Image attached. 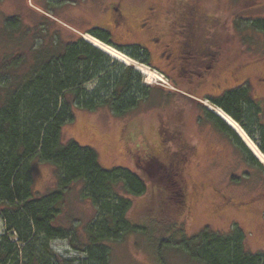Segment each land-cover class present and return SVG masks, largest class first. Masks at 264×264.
<instances>
[{
	"label": "trees",
	"instance_id": "1",
	"mask_svg": "<svg viewBox=\"0 0 264 264\" xmlns=\"http://www.w3.org/2000/svg\"><path fill=\"white\" fill-rule=\"evenodd\" d=\"M246 24L264 35L263 17L248 19ZM22 25L18 16L5 19V30L14 49L0 59V215L6 225L0 236V263L20 264L23 258L25 264H111V243L126 234L142 232L151 239L159 264H166L163 254L167 248L183 251L201 264H264V251L248 250L245 233L238 226L232 233L205 228L189 235L176 221L168 229L165 224L162 234L156 235L160 228L156 221L134 222L129 217L133 199L148 191L150 178L125 167H104L94 148L62 139L64 125L74 119L78 108L105 107L115 115H124L145 105L152 106L158 100L168 102L182 95L180 90L190 92L188 85L210 69L211 51L202 47L211 40L207 37L210 29L198 24L188 30L181 20L176 24L179 40L196 43L190 49L189 62L185 60L187 51L179 47L178 75L175 79L169 76L176 90L147 84L143 73L133 65L112 57L81 35L65 42L56 36L45 42L47 38L43 36L36 43L32 39L25 45L32 28L22 31ZM43 26L42 23V27L35 28V34L45 33ZM101 39L150 64L140 56L144 53L140 45L135 44L130 50ZM212 101L239 122L264 153V122H260L263 108L250 84L229 88ZM202 107L220 130L236 137L251 163L264 171L263 162L235 130L215 112ZM170 120L160 117L159 153L164 159L146 143L133 150L137 165L148 166L149 173L160 184L153 192L161 197V213L186 205V163L192 153L179 126ZM35 156L52 163L58 173L57 187L44 195H36L33 190L31 159ZM76 183L83 184L82 194L92 200L98 213L84 225L81 234L76 226L58 222L66 194ZM9 233H16L24 246L17 247ZM62 239L69 240L86 257L59 259L50 246L53 240Z\"/></svg>",
	"mask_w": 264,
	"mask_h": 264
},
{
	"label": "rangeland",
	"instance_id": "2",
	"mask_svg": "<svg viewBox=\"0 0 264 264\" xmlns=\"http://www.w3.org/2000/svg\"><path fill=\"white\" fill-rule=\"evenodd\" d=\"M114 1L117 0H67L68 6L62 7L59 0H0V59L5 52L14 49V42L11 37L9 38V32L5 30L7 17H20L23 23L22 31L32 28L24 40L25 45L33 41L36 43L43 36L47 38L45 42L54 36L65 42L80 35L85 39L87 32L82 30V26L86 25L88 20L97 21L100 18L99 11ZM122 1L124 11L130 14L134 21L154 2L162 4L165 10L172 9L177 2H191L192 11L198 9L214 17L217 20L216 24L219 25L217 29L221 30L223 35L231 37L230 41L233 39L226 52L230 57L237 53L235 56L238 58L236 62L240 63L239 79L234 81L227 75L217 90H212L209 86L197 92L201 94L213 91L219 94L228 88L248 83L252 88V94L263 108L260 122H264V35L251 26H246L248 19L264 18V0ZM42 23L45 24L43 26L45 33L35 34L37 32L35 28L42 27ZM71 26L75 29H71ZM20 35L21 33H18V37ZM124 39L131 42L139 37L138 34L132 33L126 35ZM152 50L153 55L150 58L154 66L130 55L135 62L129 64L136 69L138 68L136 63L146 65L161 75L162 79L157 77L150 79L139 70L147 84L158 88L176 89L169 78L171 76L175 79L176 74L160 60L154 47ZM180 91L182 95L173 97L174 99L168 102L158 100L152 106L145 105L124 115H115L105 107L96 110L78 108L75 110L74 119L64 125L62 139L64 142L76 140L94 148L104 167H125L142 172L144 176L150 178L148 191L134 197L129 217L134 222L144 224L150 223V220L156 221L160 225L156 235L162 234L165 224H168V229L174 226L176 221L180 223V227L184 226L189 235H195L205 228L223 234L232 233L233 228L238 226L245 233V246L248 250L264 251L263 169L251 163L235 136L224 133L208 118L202 105L215 112L211 108L217 107L213 102ZM161 116L170 118V121L179 126L183 140L192 148L191 159L186 163L185 181L188 182L184 198L186 205L180 207L182 209L169 208L168 213H161V205L158 203L161 197L160 195L157 197L153 192L154 188L160 185L156 176L149 173L148 166L137 165L136 153L133 151L138 144L146 143L148 148H154L156 155L164 159L162 153H159ZM170 126L173 127V124ZM236 134L244 142L237 132ZM256 135L260 137L258 130ZM31 163L33 190L36 195H44L57 187L58 173L52 163L38 156L33 157ZM82 189L81 183L72 186L66 194L62 213L58 217V222L76 226L80 234L84 231V225L98 215L96 206L89 197L82 194ZM5 228V220L0 215V236L5 232ZM9 235L17 247L24 246L16 233ZM150 240L144 233L137 232L113 241L111 264H159L158 253ZM50 247L59 259L86 257L84 253L72 247L69 240H53ZM163 256L166 264H201L191 260L185 252L174 248L165 249ZM6 264L14 263L8 261ZM20 264H25V259L22 258Z\"/></svg>",
	"mask_w": 264,
	"mask_h": 264
},
{
	"label": "flooded vegetation",
	"instance_id": "3",
	"mask_svg": "<svg viewBox=\"0 0 264 264\" xmlns=\"http://www.w3.org/2000/svg\"><path fill=\"white\" fill-rule=\"evenodd\" d=\"M59 1L62 7L68 6L67 0ZM174 5L172 9L165 10L162 4L154 2L148 6L146 12L140 18L138 17L134 21L130 18V14L124 11L123 1L117 0L110 2L99 11L100 18L97 21H86V25L82 26V30L124 49L133 50L135 44L140 45L144 50V53L141 52L140 56L147 58L146 60L153 66L150 57L153 55L152 47H154L160 60L177 76L181 65L179 47L185 48L188 54L185 60L189 62L190 49L193 46L196 47V43L189 40L187 42L179 40L177 38L179 28L176 24L181 20L188 30L191 27L195 28L198 24L203 25L204 29H210L207 37H210L211 40L202 44V47L211 51L210 69L203 72L201 79L193 80L188 85L190 91L188 93L194 97L208 99L213 102L212 100H215L222 93L218 94L212 91L199 94L197 91L205 90L209 86L212 90H217L221 87L227 75L234 81H238L240 63L236 62L238 58L235 55L237 53L230 57L226 52L233 39L230 41L231 37L223 35L222 31L217 29L219 27L218 23L216 24L217 20L210 14L198 10L192 11L190 9V6H193L191 2H183L182 4L177 2ZM201 26L200 28H202ZM70 28L75 29L72 26ZM132 33L138 34L139 39L131 42L124 39L126 35ZM188 38H190V35H188ZM159 69L167 73L162 68Z\"/></svg>",
	"mask_w": 264,
	"mask_h": 264
},
{
	"label": "bare ground",
	"instance_id": "4",
	"mask_svg": "<svg viewBox=\"0 0 264 264\" xmlns=\"http://www.w3.org/2000/svg\"><path fill=\"white\" fill-rule=\"evenodd\" d=\"M85 39L92 43L94 46L100 48L104 52L110 54L111 56H114L115 58L121 60L122 62H125L127 64L134 63L135 61L124 52L120 51L119 49L111 46L107 42H104L103 40L97 38L96 36L85 33ZM139 70H141L143 73L147 74L150 79L157 77L159 79L161 78V75L156 72L155 70L151 69L150 67L136 63ZM217 114H219L226 122L234 128V130L242 137L244 142L247 144V146L251 149V151L260 159L261 162L264 164V153L261 151L259 146L256 144V142L251 138V136L248 134V132L242 127V125L237 122L229 113H227L224 109L220 107H213Z\"/></svg>",
	"mask_w": 264,
	"mask_h": 264
},
{
	"label": "water",
	"instance_id": "5",
	"mask_svg": "<svg viewBox=\"0 0 264 264\" xmlns=\"http://www.w3.org/2000/svg\"><path fill=\"white\" fill-rule=\"evenodd\" d=\"M98 38V37H97ZM100 39V38H99ZM105 42V41H104ZM138 69V68H137ZM139 70V69H138ZM215 113H216V111H215ZM219 115V114H218ZM220 116V115H219ZM221 117V116H220ZM224 119V118H223ZM226 121V120H225Z\"/></svg>",
	"mask_w": 264,
	"mask_h": 264
}]
</instances>
